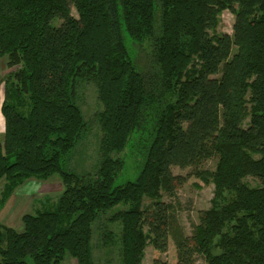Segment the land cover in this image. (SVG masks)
<instances>
[{
	"label": "trees",
	"instance_id": "16d2710c",
	"mask_svg": "<svg viewBox=\"0 0 264 264\" xmlns=\"http://www.w3.org/2000/svg\"><path fill=\"white\" fill-rule=\"evenodd\" d=\"M223 11L232 35L215 33ZM123 33L150 47L154 73L138 69ZM0 58L15 69L1 105L0 210L28 179L63 185L55 203L21 217V232L0 221V264H97L95 230L113 239L106 223L120 226L121 264H142L148 244L165 252L169 236L175 264H264V0H0ZM81 84L95 88L100 136L92 173L77 174L67 162L88 131ZM145 132L137 178L112 187L131 134ZM172 167L214 187L189 237L161 202Z\"/></svg>",
	"mask_w": 264,
	"mask_h": 264
},
{
	"label": "rangeland",
	"instance_id": "374dc122",
	"mask_svg": "<svg viewBox=\"0 0 264 264\" xmlns=\"http://www.w3.org/2000/svg\"><path fill=\"white\" fill-rule=\"evenodd\" d=\"M71 15L77 18L75 9L70 6ZM234 16L229 11H223L219 15V23L215 33L232 35ZM60 21L55 19L52 26L57 27ZM123 40L132 60L138 69L144 73H154V63L151 59V50L147 44H138L132 41L125 33ZM15 69H9L6 61L0 58V143L3 141L4 120L1 115V105L4 99V84L6 76ZM78 104L81 107L85 119L88 121V131L85 138L77 145L70 163L67 162V169L77 174L92 173L91 171L97 163V141L100 133L94 120V114L100 109L96 98L95 88L91 84H81L79 86ZM147 132L142 136L136 133L131 134L124 151L119 155L123 161L122 170L115 177L112 187L121 186L127 182H133L137 178L145 158V147L150 143ZM215 159L204 163V169L213 171ZM172 174L177 178L175 188L171 195L162 192L161 202L168 205L176 228L186 237L193 233V229L199 224L201 213L210 207L213 197V184L211 180L204 182L196 176L192 168L180 169L171 168ZM249 186H259L258 179L247 177L244 180ZM4 180L0 181V195L3 190ZM63 190L61 179L58 175H53L46 180L35 178L28 179L18 186L8 198L0 210V221L4 225L13 228L17 232L23 230L21 217L25 214H33L35 210L47 206L45 203H55ZM151 202L147 199L143 201V208L149 207ZM125 209L119 204L112 208L110 212L116 213ZM103 217L104 223L106 218ZM105 229L112 230L113 239L106 242L101 227L95 230L93 238V255L97 264H121L119 254V232L120 226L117 223H106ZM101 229V230H100ZM144 231L147 228L144 227ZM105 241V242H104ZM160 259L168 264L176 263V247L172 237H168L167 249L160 253L156 251L152 244H148L144 250L142 264H152L153 260ZM62 264H76L71 257H66ZM195 264H205L203 257H196Z\"/></svg>",
	"mask_w": 264,
	"mask_h": 264
}]
</instances>
